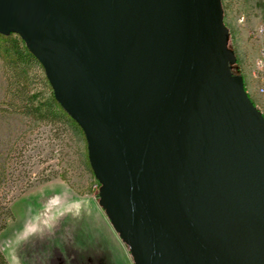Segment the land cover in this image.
Listing matches in <instances>:
<instances>
[{
  "label": "water",
  "instance_id": "95a60500",
  "mask_svg": "<svg viewBox=\"0 0 264 264\" xmlns=\"http://www.w3.org/2000/svg\"><path fill=\"white\" fill-rule=\"evenodd\" d=\"M80 125L135 264H264V113L222 0H0Z\"/></svg>",
  "mask_w": 264,
  "mask_h": 264
},
{
  "label": "rangeland",
  "instance_id": "374dc122",
  "mask_svg": "<svg viewBox=\"0 0 264 264\" xmlns=\"http://www.w3.org/2000/svg\"><path fill=\"white\" fill-rule=\"evenodd\" d=\"M222 2L240 74L264 113V0ZM23 67L0 53V252L98 264L110 251L116 264H135L100 205L85 134L36 108L50 82L40 65Z\"/></svg>",
  "mask_w": 264,
  "mask_h": 264
},
{
  "label": "trees",
  "instance_id": "16d2710c",
  "mask_svg": "<svg viewBox=\"0 0 264 264\" xmlns=\"http://www.w3.org/2000/svg\"><path fill=\"white\" fill-rule=\"evenodd\" d=\"M228 46H229V48H231L229 41H228ZM2 52L7 56L8 61L10 63H12L16 67L20 68L22 74H26V72L24 71L23 65H25V64L28 65L29 63H36V64L40 65L41 68L44 69V67L40 63V61L28 49L25 41L17 33H10L7 35L0 33V53H2ZM233 71H234V73L240 74V70L238 68L237 62H235L233 64ZM50 87H51V91H52L51 97L43 104L37 103L35 105V106H37L36 108H38V110H44L47 113V115H52L55 118H59V119L65 121L66 123H68L69 125L76 127L80 131L83 132L80 125L63 109L61 104L57 101V99L55 98L54 91H53L51 84H50ZM246 88H247V85H246ZM247 90H248V88H247ZM87 148H88V146H87ZM100 186H101V184H100ZM0 258L3 262V264H10L6 260V258L4 257L2 252H0Z\"/></svg>",
  "mask_w": 264,
  "mask_h": 264
},
{
  "label": "crops",
  "instance_id": "0c3cea01",
  "mask_svg": "<svg viewBox=\"0 0 264 264\" xmlns=\"http://www.w3.org/2000/svg\"><path fill=\"white\" fill-rule=\"evenodd\" d=\"M86 244H89V242H87ZM3 250H4L6 258L8 259L10 264H70L68 262L67 258L60 260L58 258H54L53 255H48L47 257H43L42 255L38 256L37 254H35V255L29 254L28 252H26L24 254L23 253L19 254L18 253L19 251L17 253H15L14 251L13 252L5 251V248ZM87 250H89V249H87ZM103 256L105 257L107 255L103 254ZM97 261H98L97 262L98 264H116L115 255H114V259H112V255H111L110 251L108 253L109 263L100 262L99 258ZM90 264H96V263L91 262Z\"/></svg>",
  "mask_w": 264,
  "mask_h": 264
}]
</instances>
